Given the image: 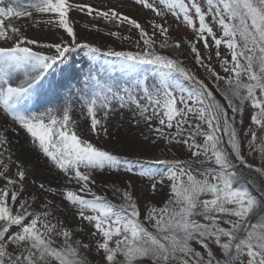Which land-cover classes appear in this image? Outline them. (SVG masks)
<instances>
[{"label": "snow or ice", "instance_id": "obj_1", "mask_svg": "<svg viewBox=\"0 0 264 264\" xmlns=\"http://www.w3.org/2000/svg\"><path fill=\"white\" fill-rule=\"evenodd\" d=\"M132 4L151 17L142 24L83 0H0V264H90L93 252L97 264H264V0ZM73 12L127 25L135 39L109 29L129 44L119 50L81 40ZM169 17L192 31L188 48L212 87L173 54L185 45L170 41ZM38 27L58 39L26 34ZM77 50L91 62L84 86L32 111L46 75ZM114 120L142 128L130 145L145 151L128 158L100 146L119 139ZM20 133L56 186L13 159L10 136ZM161 146L188 158L152 157ZM149 193H163L162 204ZM55 197L91 225L88 243L54 215Z\"/></svg>", "mask_w": 264, "mask_h": 264}, {"label": "rangeland", "instance_id": "obj_2", "mask_svg": "<svg viewBox=\"0 0 264 264\" xmlns=\"http://www.w3.org/2000/svg\"><path fill=\"white\" fill-rule=\"evenodd\" d=\"M85 3H92L94 6L99 8H104L106 6H116L121 8L122 11H124L126 14L136 18L141 22L142 24L146 22V20L151 17V13L148 10H142L139 6H134L132 4V0H124L123 3L120 2V0H83ZM5 4L11 3L13 5L23 4L26 3L23 0H4ZM72 19L74 21L75 30L80 36L81 40H87L90 43H94L97 46L101 48H106L107 46H112L117 48L118 50L120 48H128L129 44L127 41H124L123 43L120 40H116L115 38L109 37L105 35V32H107L109 29L114 31H119L122 36H131L133 39H135V36L133 34V30H131L127 25H124L122 27H117L115 25H108L103 20H93L91 17L85 16L81 13L73 12L71 13ZM31 23V22H29ZM96 25V29L92 28V25ZM168 24L171 25L170 27V41L175 43L177 41H184V47L179 50L178 52H175V55H177L185 64L186 67L190 68L191 71L197 75L198 78L203 79L206 83L209 84L210 87H212L211 79L208 76V73L203 69L200 68L198 65L195 64L193 54L190 52V49L188 48V41L193 39V34L190 29H187L186 27L180 25L177 26V23L174 21L173 18L169 17ZM62 31V30H61ZM31 38H37L42 42H51L53 40H57L58 37L56 36V30H48L46 28H32L26 33ZM198 47L201 49L202 54L205 58H207L208 53L203 49L202 44L198 45ZM226 49L221 48V52L226 53ZM71 59L72 61H80L83 60L84 65L83 68L80 70H77L75 67L73 68V73H68V71L63 70L62 63H57L53 67V70H50L49 75V91L48 93H42L40 92L38 97H35L33 100V103L29 106L32 111H38L42 110V108H46L48 106H51L56 102L55 97H57L59 91H63L62 89L67 88L70 89L69 93L75 92L82 88L84 86V80L85 77L88 74L89 68L91 66V62L88 60V58L84 55V52L82 50H77L74 52L66 61L69 62ZM104 58H101V61L103 62ZM60 67V69H57V67ZM212 66L215 68L217 72H219L221 75H224L222 69L219 66V63L216 61L215 56L213 55L212 59ZM69 74V76H68ZM66 90V89H65ZM219 98V97H218ZM50 101V102H49ZM49 102V103H47ZM47 103V104H46ZM46 104L45 106L41 107L42 105ZM41 107V108H40ZM77 117L79 118V113H77ZM245 120L247 122L248 116L246 115ZM5 122H2L0 120V124L6 126L4 124ZM81 126H83L84 121L83 119H80ZM119 129V131H117ZM112 134L114 137H118L119 139H112L110 142L106 140H100L99 144L100 146L106 147L107 149L113 150L117 154L127 156L128 158H134L137 154H139L142 151H145L143 149L142 145L139 143H136L135 146L130 145V141L132 140H142V128L138 129L135 127L133 123H130L128 120H125L123 124H121L118 120L113 121V127L111 129ZM145 134L146 131H145ZM91 135V134H89ZM10 139L12 140V152L15 154L13 156V159H18L21 161L26 168H28L32 174L35 176L37 184L40 181H44L46 184H49L50 186H56L57 180L56 175H47V172L42 170L40 166L33 163L31 160L26 161L24 157V150L25 152H29L26 148L19 149V139L20 137L16 134H12L10 136ZM93 142H97L96 137H91ZM245 154L247 155V148L245 147ZM152 157H158V158H168L171 159L173 156L180 158V159H187L188 153L186 151H179L176 149H173L171 152L166 151V146H161L157 148L153 153H151ZM42 160H44L42 154L40 157ZM251 157H249V160L251 162ZM41 162V161H39ZM257 164L259 163V158H256L255 161ZM14 170V169H13ZM115 181L117 186L120 185V180L116 179L115 177L112 178V180H109L108 183L111 184ZM29 184H31V181H29ZM100 185H97V190H99ZM136 187L138 192H142L145 188L148 187L146 181L137 180L136 181ZM30 191L32 189L30 188ZM99 194L104 195L105 193L99 192ZM109 198L111 199V193H107ZM150 196H153V199L158 204H162L161 200V194H151ZM61 197H55V211L54 215L64 222V225H66L70 230H72L76 238L83 239L85 243H88L91 240L90 233L93 231L91 225L88 224L87 221H81L78 216L75 215L76 210L71 207V205H68L67 202H64L61 204ZM113 202H117L113 200ZM144 203V202H142ZM88 259L90 261V264H97V257L96 254L93 252L88 255Z\"/></svg>", "mask_w": 264, "mask_h": 264}, {"label": "bare ground", "instance_id": "obj_3", "mask_svg": "<svg viewBox=\"0 0 264 264\" xmlns=\"http://www.w3.org/2000/svg\"><path fill=\"white\" fill-rule=\"evenodd\" d=\"M24 2H27V0H23ZM16 23H23V22H16ZM73 59H71L69 62H67V61H64L63 63H62V65H63V70H65V71H68V73H73V68H75V67H78V66H80L79 68H75V69H77V70H80V69H82L83 68V65H84V62H83V60H80V61H72ZM102 62V61H101ZM57 69H60V67L58 66L57 67ZM51 70H53V69H51ZM50 72V71H49ZM49 75H50V73H48L47 75H46V78H45V83H44V86H43V88L40 90V92H42V93H48V91H49ZM68 76H69V74H68ZM68 88V87H67ZM67 88H64V89H62L63 91H59V93L57 94L58 96L57 97H55V100H56V102L60 99V98H62L65 94H69V90L70 89H67ZM66 89V90H65ZM39 92V93H40ZM38 97V96H37ZM50 102V101H49ZM49 102H47V103H49ZM46 103V104H47ZM46 104H44V105H42L41 107H43V106H45ZM40 107V108H41ZM43 109V108H42ZM2 122H4L3 120H2ZM5 124V123H4ZM3 127V125L2 124H0V128H2ZM19 137H20V139H19V145H18V147H19V149H27L29 152H25V150H24V157H25V160L26 161H29V160H31L33 163H35L36 165H38V166H40L41 167V169L42 170H44V171H46L47 172V175H49V176H51V175H56V172H55V170H52L51 172L49 171V165H45V161L44 160H42L40 157H41V155H40V157L38 158L37 157V153H35V152H33L32 151V146H31V142L30 141H26L25 140V136H24V134L23 133H20L19 134ZM39 161H41V162H39Z\"/></svg>", "mask_w": 264, "mask_h": 264}, {"label": "trees", "instance_id": "obj_4", "mask_svg": "<svg viewBox=\"0 0 264 264\" xmlns=\"http://www.w3.org/2000/svg\"><path fill=\"white\" fill-rule=\"evenodd\" d=\"M167 51L171 52L172 50H171V49H169V50H167ZM173 54L175 55V53H173Z\"/></svg>", "mask_w": 264, "mask_h": 264}]
</instances>
